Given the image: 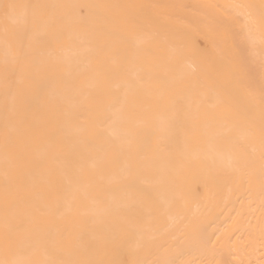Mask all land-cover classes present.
<instances>
[{
    "label": "bare ground",
    "instance_id": "bare-ground-1",
    "mask_svg": "<svg viewBox=\"0 0 264 264\" xmlns=\"http://www.w3.org/2000/svg\"><path fill=\"white\" fill-rule=\"evenodd\" d=\"M0 19V264H264V0Z\"/></svg>",
    "mask_w": 264,
    "mask_h": 264
},
{
    "label": "rangeland",
    "instance_id": "rangeland-1",
    "mask_svg": "<svg viewBox=\"0 0 264 264\" xmlns=\"http://www.w3.org/2000/svg\"><path fill=\"white\" fill-rule=\"evenodd\" d=\"M4 26V24H3V20L2 19H0V30H1V28ZM8 29V28H7Z\"/></svg>",
    "mask_w": 264,
    "mask_h": 264
}]
</instances>
